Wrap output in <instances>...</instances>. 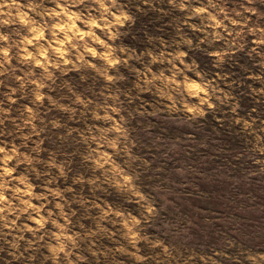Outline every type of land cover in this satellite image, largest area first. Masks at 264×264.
I'll use <instances>...</instances> for the list:
<instances>
[{"label": "clouds", "instance_id": "9594fccd", "mask_svg": "<svg viewBox=\"0 0 264 264\" xmlns=\"http://www.w3.org/2000/svg\"><path fill=\"white\" fill-rule=\"evenodd\" d=\"M261 174L264 0H0V264H264Z\"/></svg>", "mask_w": 264, "mask_h": 264}, {"label": "rangeland", "instance_id": "374dc122", "mask_svg": "<svg viewBox=\"0 0 264 264\" xmlns=\"http://www.w3.org/2000/svg\"><path fill=\"white\" fill-rule=\"evenodd\" d=\"M242 103H244L245 105H247L249 103L248 99L245 98ZM210 127V125H209ZM220 144L215 145V147H221V146H225V147H231L233 150L238 149L240 146H242V140L238 139L234 134L230 135L229 134V129L227 128H223L220 129ZM212 135H215V133H212ZM211 149H204L203 151L205 152H209ZM193 155H195V153H193ZM231 160V153L228 152H221L219 153V158L218 160H213L210 161L211 164H216V163H228V161ZM232 164L235 165L234 167V171L237 173H240L241 169H252L257 167L255 164L252 163L251 160L245 159V158H241L239 160H232ZM174 164L173 162H169V167H173ZM231 166V165H229ZM251 182H252V190L255 191L258 188H264V174H261L258 177H252L251 178ZM203 187L205 188H209V185H203ZM201 203H205V201H202L200 199H195L193 198V204H201ZM206 206H212L210 203H206ZM182 212L184 214L187 215H191L192 214V209L188 206H184L182 208ZM213 228H223V225H213Z\"/></svg>", "mask_w": 264, "mask_h": 264}]
</instances>
